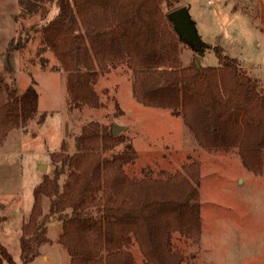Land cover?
Returning <instances> with one entry per match:
<instances>
[{
    "label": "trees",
    "instance_id": "trees-1",
    "mask_svg": "<svg viewBox=\"0 0 264 264\" xmlns=\"http://www.w3.org/2000/svg\"><path fill=\"white\" fill-rule=\"evenodd\" d=\"M176 3H91L87 10L91 15L83 17L81 0H57L58 13L43 33L67 72L69 102L79 108H99L96 68H126L137 103L170 109L198 148H234L242 165L264 175L262 83L219 47L213 50L216 66H182L183 38L169 17ZM101 9L104 16L95 20ZM92 19L96 22L91 25ZM11 44L10 50L18 48ZM153 71L165 76L160 83L153 84ZM37 102L33 86L23 93L13 85L0 88V144L10 131L24 129L35 118ZM73 141L71 153L61 143L52 156V177H45L34 189L19 239L22 264H30L39 247L49 242L48 217L61 223L58 243L66 249L70 264H185V249L198 243L201 231L197 192L190 182L198 183V162L182 164L165 180L149 174L128 177L124 167L133 164L137 152L112 129L90 122ZM121 145L123 150L115 151ZM44 197L50 199L46 214ZM0 264H15L1 244Z\"/></svg>",
    "mask_w": 264,
    "mask_h": 264
},
{
    "label": "rangeland",
    "instance_id": "rangeland-1",
    "mask_svg": "<svg viewBox=\"0 0 264 264\" xmlns=\"http://www.w3.org/2000/svg\"><path fill=\"white\" fill-rule=\"evenodd\" d=\"M110 1L81 0V15H91L87 11L91 3ZM175 7L182 11L198 46L183 39L182 66L194 64L196 56H200V67L216 66L213 50L219 47L262 83L264 94V0H177ZM161 8L168 12L165 5ZM57 13V0H0V88L13 85L23 93L33 86L38 94L35 118L24 129L10 131L0 144V244L15 264H22L19 239L35 187L52 177V156L60 151L61 143L71 153L74 137L90 122L106 129L116 126L117 135L137 152L133 164L124 167L128 177L149 174L165 180L167 174L181 170L182 164L198 162V183L190 182L197 192L201 231L198 243L185 249V264H264V175L242 165L234 148H198L170 109L137 103L126 68H96L94 91L99 108H79L69 102L67 72L43 33ZM104 13L101 9L94 19ZM10 41L18 46L16 50L9 49ZM153 73V84L165 77ZM122 150V145L115 149ZM41 165L46 166L45 172ZM49 202L47 197L42 199L43 214ZM46 228L51 243L41 245L39 251L49 261L37 256L30 264H70L66 249L55 242L61 223L48 217Z\"/></svg>",
    "mask_w": 264,
    "mask_h": 264
},
{
    "label": "water",
    "instance_id": "water-1",
    "mask_svg": "<svg viewBox=\"0 0 264 264\" xmlns=\"http://www.w3.org/2000/svg\"><path fill=\"white\" fill-rule=\"evenodd\" d=\"M169 17H170V19L173 20V22L175 24V28H176L177 32L182 36V38L193 42L194 47L197 48L198 46H197V42H196V37L192 33L191 28L189 27L182 11L180 9L174 10L169 14ZM199 60H200V56H196L195 60H194V65L197 69H200ZM112 134L113 135L118 134V129L116 126L112 127ZM45 168H46L45 165L40 166V170L42 172H45Z\"/></svg>",
    "mask_w": 264,
    "mask_h": 264
},
{
    "label": "crops",
    "instance_id": "crops-1",
    "mask_svg": "<svg viewBox=\"0 0 264 264\" xmlns=\"http://www.w3.org/2000/svg\"><path fill=\"white\" fill-rule=\"evenodd\" d=\"M142 106V105H141ZM60 234H61V231L57 234L58 236H56V238H55V242H58V238H59V236H60ZM48 240H49V242L51 243V241H50V239L48 238ZM49 242L48 243H46V244H43V245H47V244H49ZM41 247V246H40ZM39 250V249H38ZM38 256H40L42 259H43V261H45V262H47V261H49V258H48V256L45 254V253H43V252H41V251H39V254H38ZM35 260V259H34ZM33 260V261H34ZM32 261V262H33ZM70 263V262H69Z\"/></svg>",
    "mask_w": 264,
    "mask_h": 264
}]
</instances>
